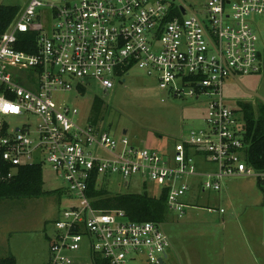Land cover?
Instances as JSON below:
<instances>
[{"label": "built area", "instance_id": "obj_1", "mask_svg": "<svg viewBox=\"0 0 264 264\" xmlns=\"http://www.w3.org/2000/svg\"><path fill=\"white\" fill-rule=\"evenodd\" d=\"M263 32L264 0H207L198 9L185 0H30L20 9L0 34V174L9 180L39 164L66 182L72 203L55 222L49 264H165L162 225L96 208L93 181L100 188L118 176L128 188L138 179L151 197L166 193L180 220L189 178L204 177L203 192L221 191L227 177L264 183V171L246 163L244 115L225 94L228 79L263 73ZM28 44L32 52L20 49ZM134 67L169 97H206L203 125L169 155L118 139L60 101L80 86L87 91L86 80L111 89ZM12 117L24 121L14 126Z\"/></svg>", "mask_w": 264, "mask_h": 264}, {"label": "rangeland", "instance_id": "obj_2", "mask_svg": "<svg viewBox=\"0 0 264 264\" xmlns=\"http://www.w3.org/2000/svg\"><path fill=\"white\" fill-rule=\"evenodd\" d=\"M185 1L194 9L207 2ZM29 2L0 0V5L23 9ZM263 37L264 32L260 35L264 44ZM262 55L264 60V48ZM87 82L90 86L85 95L76 91L62 93L60 101L76 105L84 117H89L94 98H101L104 103L102 125L118 139L127 138L137 148L154 149L169 155L183 135L191 128L201 127L207 117L206 97L200 101L169 97L159 88L155 77H149L138 67L131 69L122 80L114 81V87L108 90L95 81ZM225 94L231 109L249 106L258 117L264 104V71L260 75H236V79H228ZM12 118L14 126L24 121L20 117ZM43 171L45 194L41 197L0 198V257L16 254L18 264H49L50 238L56 231L55 222L72 203V194L63 178L53 174L48 166ZM204 180L201 176L188 179L191 190L185 200L189 203L185 217L180 220L169 212L161 226L170 241L168 252L172 253L169 260L172 264H227L235 261L232 258L243 260L245 256L243 251L236 253L230 243L237 245L245 243L246 239L264 241V192L258 182L246 177H227L220 181L221 191L203 192L201 184ZM104 188L111 194L146 190L138 179H132L127 188L118 176L106 178ZM148 188L156 191L153 185ZM190 196H193L191 200ZM209 208L213 211L209 212ZM224 217L228 218V223L222 230L223 222L219 219ZM214 240L219 242L211 244ZM222 243H226L229 250L225 256L219 253ZM261 250L264 248L259 252ZM73 256L77 260L76 255Z\"/></svg>", "mask_w": 264, "mask_h": 264}, {"label": "trees", "instance_id": "obj_3", "mask_svg": "<svg viewBox=\"0 0 264 264\" xmlns=\"http://www.w3.org/2000/svg\"><path fill=\"white\" fill-rule=\"evenodd\" d=\"M20 8L11 5H0V34L4 33L11 22L19 13ZM33 39V37H31ZM20 49L32 52V44ZM79 94L85 95L86 89L79 87ZM103 101L95 97L91 108L93 123L102 122ZM244 115L246 141L249 144L246 153V163L256 170L264 171V104L260 107V114L256 117L249 106L239 109ZM5 173L8 170L4 171ZM264 192V183L257 181ZM44 171L41 165L20 167L17 174L9 180H3L0 174V198H35L41 197L44 192ZM90 196L93 205L99 209L123 210L131 221H151L162 225L168 216L166 193L160 198L151 197L147 190L142 193L111 194L106 188H96V182H92ZM0 264H18L13 255L0 257Z\"/></svg>", "mask_w": 264, "mask_h": 264}, {"label": "crops", "instance_id": "obj_4", "mask_svg": "<svg viewBox=\"0 0 264 264\" xmlns=\"http://www.w3.org/2000/svg\"><path fill=\"white\" fill-rule=\"evenodd\" d=\"M192 198H193V196H190V200ZM185 203H187L189 205V203L187 201H185ZM227 219L225 217L219 219L221 222H223L222 223V230H225V228H227V225H225L228 223ZM244 241H245V243L241 242L237 245H235L233 242L229 244V245H233V247H235V249L237 251L236 253H239L238 251H243V253L245 252V256H243V258H242L243 260H241V258L240 259L232 258L235 261L231 260V261L227 262V264H264V261H263L264 251L261 250L259 252L260 248H262V249L264 248V241L262 240L260 242V240H258L256 242L255 240L252 241V240H247V239ZM217 242H219V241L214 240V241H211L210 243L214 244ZM221 247H222V249H221V252H219V253H222L224 256L227 255L226 252H229V250L227 249V244L222 243ZM171 254L169 252L167 253V257L165 259V264H172L169 261ZM11 255L16 257L17 263H18L17 255L16 254H11ZM222 262H223V258H222ZM223 264H226V263H223Z\"/></svg>", "mask_w": 264, "mask_h": 264}, {"label": "snow or ice", "instance_id": "obj_5", "mask_svg": "<svg viewBox=\"0 0 264 264\" xmlns=\"http://www.w3.org/2000/svg\"><path fill=\"white\" fill-rule=\"evenodd\" d=\"M8 107H9L8 105H5V109H6V110L8 109ZM13 110H15V109H13Z\"/></svg>", "mask_w": 264, "mask_h": 264}, {"label": "water", "instance_id": "obj_6", "mask_svg": "<svg viewBox=\"0 0 264 264\" xmlns=\"http://www.w3.org/2000/svg\"><path fill=\"white\" fill-rule=\"evenodd\" d=\"M125 134H126V132H125ZM161 262H163V260H161Z\"/></svg>", "mask_w": 264, "mask_h": 264}]
</instances>
